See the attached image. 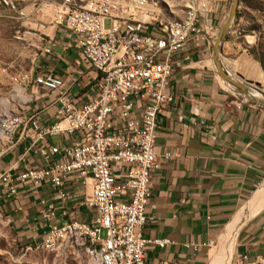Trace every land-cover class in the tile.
<instances>
[{"label":"built area","instance_id":"2783aa9c","mask_svg":"<svg viewBox=\"0 0 264 264\" xmlns=\"http://www.w3.org/2000/svg\"><path fill=\"white\" fill-rule=\"evenodd\" d=\"M60 2V23L73 38V47L97 73L90 84L93 95L78 104L58 75L12 72L0 66V153L11 149L16 133H30L36 141L28 149L34 146L45 162L44 167L15 174L9 168L0 174V209L17 198L20 187L44 183L51 184L66 204L72 194L65 183L75 175L82 186L91 187L81 205L94 211V218L90 223L71 219L57 223L55 205L43 200L42 217L48 229L25 248L57 251L71 242L86 252L95 251L96 259H91L95 264H169L147 260L146 250L163 249L172 241L147 238L141 232L150 219L146 210L151 175L172 156L157 154L158 115L173 101L169 79L176 55L191 36L217 37L214 1L192 0L182 25L165 21L159 27H150L138 17L146 7L142 0ZM40 93L52 95L57 104L56 121L49 126L41 124L40 111L26 116L15 112ZM57 135L73 140L63 145L38 144ZM68 214L65 209L62 217ZM101 243H109V251H102ZM212 245L213 241L208 243ZM257 262L264 264V256Z\"/></svg>","mask_w":264,"mask_h":264},{"label":"crops","instance_id":"0c3cea01","mask_svg":"<svg viewBox=\"0 0 264 264\" xmlns=\"http://www.w3.org/2000/svg\"><path fill=\"white\" fill-rule=\"evenodd\" d=\"M213 1L212 21L220 31L229 17L228 0ZM42 27L39 30L46 36L44 44L50 53L43 51L30 70L58 75L79 104L86 95H93L90 84L97 73L73 47V38L60 23L59 15L52 25ZM215 41L207 33L191 36L175 57L169 79L173 101L159 112L156 139L157 154L169 152L172 156L151 175L146 210L150 219L141 231L144 237L168 239L172 244L163 249L148 247L149 261L208 264L228 224L264 180V95L254 88L257 80L232 69L222 56L224 41L216 56ZM218 67L245 83L250 95L230 86ZM53 101L52 95L40 93L15 112L26 116L40 111L41 124L49 126L56 121L57 104ZM72 140V136L57 135L38 144L63 145ZM35 141L30 133H16L11 149L0 153V174L9 168L15 174L25 168L44 167L36 148L28 149ZM65 186L72 194L66 204L49 183L24 185L16 199L3 204L1 214L9 219L24 244L40 239L48 229L42 217L43 200L55 205L57 223L67 219L90 223L94 218V211L81 205L91 187L82 186L75 175L67 179ZM65 209L69 214L62 217ZM238 231L233 264H258L257 259L264 256V207ZM211 241L214 245L210 247Z\"/></svg>","mask_w":264,"mask_h":264},{"label":"rangeland","instance_id":"374dc122","mask_svg":"<svg viewBox=\"0 0 264 264\" xmlns=\"http://www.w3.org/2000/svg\"><path fill=\"white\" fill-rule=\"evenodd\" d=\"M142 1L146 7L138 17L145 15L147 20H143L150 27L183 19L187 7L192 5V0ZM60 4V0H0V66L12 72L30 70L45 51L46 36L39 29L53 24L54 17L62 10ZM231 5L232 0H228L227 17ZM224 47L222 56L231 68L257 80L258 88L264 91V0L239 2L236 16L225 36ZM223 248L221 240L212 250L208 264L219 263ZM230 258L233 264L232 256ZM0 264L95 263L71 242L63 243L55 252H46L41 247L25 248L12 223L0 213Z\"/></svg>","mask_w":264,"mask_h":264},{"label":"bare ground","instance_id":"6f19581e","mask_svg":"<svg viewBox=\"0 0 264 264\" xmlns=\"http://www.w3.org/2000/svg\"><path fill=\"white\" fill-rule=\"evenodd\" d=\"M191 6L189 5V7ZM141 18L146 19L144 15ZM187 19H188V11L183 19L179 21L170 22V24L182 25L184 21H186ZM263 207H264V181L261 183L259 188L254 193L252 199L248 203H246V205L241 209V211L232 220V222L228 224L227 231L222 237L224 248L222 249L223 250L222 257L220 258L221 260H219L218 264H232L230 257L232 256V251L234 249V244H235V238L236 235L238 234L237 232H239L238 230L245 222H247L256 213H258ZM41 249L46 252H55V250L51 247H41ZM101 250L109 251V243H101ZM83 251L87 254L88 258L96 259L95 251H87V252L86 250Z\"/></svg>","mask_w":264,"mask_h":264},{"label":"water","instance_id":"95a60500","mask_svg":"<svg viewBox=\"0 0 264 264\" xmlns=\"http://www.w3.org/2000/svg\"><path fill=\"white\" fill-rule=\"evenodd\" d=\"M239 2L240 0H232V5H231V9H230V13H229V17L227 19V21L225 22V24L223 25V27L220 29V31L218 32V35L216 37V41H215V53L216 56H218V54L220 53V49H221V45L225 39L226 34L229 31V28L231 27V24L236 16L237 10H238V6H239ZM218 70L220 72V75L222 76V78L232 87L238 89L241 93L249 96L250 95V90L249 87L245 84L242 83L238 80H236L234 77H232L224 68L222 67H218ZM241 78L242 76L239 75ZM259 82L255 83V87H258ZM259 92L262 93V95H264V91L259 90Z\"/></svg>","mask_w":264,"mask_h":264},{"label":"trees","instance_id":"16d2710c","mask_svg":"<svg viewBox=\"0 0 264 264\" xmlns=\"http://www.w3.org/2000/svg\"><path fill=\"white\" fill-rule=\"evenodd\" d=\"M241 1V0H240Z\"/></svg>","mask_w":264,"mask_h":264}]
</instances>
